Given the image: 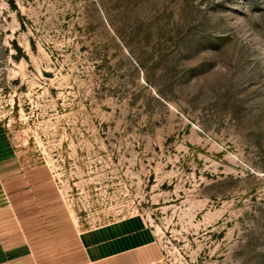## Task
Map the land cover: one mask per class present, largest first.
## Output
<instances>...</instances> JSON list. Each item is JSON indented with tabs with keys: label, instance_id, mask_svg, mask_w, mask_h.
Listing matches in <instances>:
<instances>
[{
	"label": "rangeland",
	"instance_id": "1",
	"mask_svg": "<svg viewBox=\"0 0 264 264\" xmlns=\"http://www.w3.org/2000/svg\"><path fill=\"white\" fill-rule=\"evenodd\" d=\"M130 215L169 264H264V0H0L1 245L82 264Z\"/></svg>",
	"mask_w": 264,
	"mask_h": 264
},
{
	"label": "crops",
	"instance_id": "2",
	"mask_svg": "<svg viewBox=\"0 0 264 264\" xmlns=\"http://www.w3.org/2000/svg\"><path fill=\"white\" fill-rule=\"evenodd\" d=\"M14 232L8 231L11 236L0 243V264H15L18 259L14 252L20 243ZM76 241L82 264H169L154 229L141 215L81 229Z\"/></svg>",
	"mask_w": 264,
	"mask_h": 264
}]
</instances>
